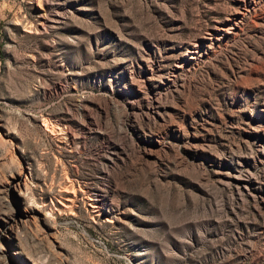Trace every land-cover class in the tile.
<instances>
[{
    "label": "rangeland",
    "instance_id": "rangeland-1",
    "mask_svg": "<svg viewBox=\"0 0 264 264\" xmlns=\"http://www.w3.org/2000/svg\"><path fill=\"white\" fill-rule=\"evenodd\" d=\"M0 264H264V0H0Z\"/></svg>",
    "mask_w": 264,
    "mask_h": 264
},
{
    "label": "bare ground",
    "instance_id": "bare-ground-1",
    "mask_svg": "<svg viewBox=\"0 0 264 264\" xmlns=\"http://www.w3.org/2000/svg\"><path fill=\"white\" fill-rule=\"evenodd\" d=\"M54 21V20H53ZM246 187V186H245ZM92 201V208L100 209L102 205H104V198L98 195H95L94 198L91 199Z\"/></svg>",
    "mask_w": 264,
    "mask_h": 264
}]
</instances>
